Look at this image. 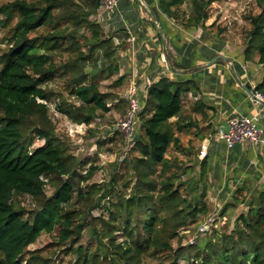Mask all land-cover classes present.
<instances>
[{
	"label": "trees",
	"instance_id": "obj_1",
	"mask_svg": "<svg viewBox=\"0 0 264 264\" xmlns=\"http://www.w3.org/2000/svg\"><path fill=\"white\" fill-rule=\"evenodd\" d=\"M92 1L91 9L73 11L66 18L91 30V37L94 38L92 49L99 48L101 57L109 62L107 66L117 72L118 67L113 63L116 47L109 37L100 38L98 23L88 21L89 15L99 6L97 0ZM212 1L192 0L193 10L183 26L203 29L204 21L209 17L207 8ZM182 2L158 0L157 6L165 15L173 17L174 8ZM255 2L260 11L250 17L252 26L243 54L245 58H250L251 53L256 52L257 62L264 64V0ZM61 4L62 1L58 0H12L0 6V12L6 18H11L13 14L17 18L9 47L0 54V264H23L21 257L27 246L42 232L53 231L56 225L60 226L62 237H66L69 230L71 211L63 210V205L72 197L76 169L69 157L64 155L63 147L54 142L53 129L42 128L44 123L49 122L46 101L50 94L42 84L59 70L50 51L58 50L74 35L67 36L56 28H50L41 37L29 35L41 26L53 27L57 17L55 11ZM73 44L72 41L69 46ZM92 57V53H79L73 63L76 64L77 60L91 62ZM192 81L191 78L175 81L163 77L147 89L141 112L142 134L131 148L137 154L127 160L135 176L134 189L118 205L113 203L118 213L110 209L111 220L120 218V230L125 234V240L114 245L121 249L120 253H115L124 259L123 264H138L149 249L153 252L173 251L172 240L178 236L179 229L188 221H195L206 210L207 204L202 195L200 201L194 199L193 203L180 190L183 186L188 194L194 188L192 193L197 194L196 177L181 180L176 171H171L175 164L166 157L168 148L179 144L176 131L186 126L181 93L189 90ZM191 88L197 89L195 85ZM255 90L264 93V79ZM74 94L84 104L76 107L75 111L61 106L58 110L75 123L90 124L95 118V110H109L95 83L78 84ZM198 105L204 106L196 101L194 108ZM173 117L175 119L171 120ZM28 124L35 130L37 138L44 140L43 144L32 149L25 144L24 128ZM95 169L90 167L83 178H89ZM155 172L159 178L157 183L151 179ZM53 175L66 176L67 179L43 200L39 209L29 213L16 202L18 195L26 194L33 199L44 197V178L52 179ZM114 181L112 179L102 188L105 195L113 191ZM247 206V211L238 215L230 234L224 233L215 241L196 242L198 252L194 264H264V189L254 192ZM220 213V217L224 218V213ZM109 235L106 233V236ZM178 256H181L180 253ZM178 256L174 255L168 264H178ZM85 257L88 255L85 254ZM85 257L82 264H85Z\"/></svg>",
	"mask_w": 264,
	"mask_h": 264
},
{
	"label": "rangeland",
	"instance_id": "obj_2",
	"mask_svg": "<svg viewBox=\"0 0 264 264\" xmlns=\"http://www.w3.org/2000/svg\"><path fill=\"white\" fill-rule=\"evenodd\" d=\"M10 1L12 0H0V6ZM58 1H62V4L55 11L57 17L53 27L41 26L29 35L41 37L50 28L64 31L63 33L67 36L72 33L74 35V38L69 37L61 48L50 51L59 70L54 77L42 84L50 93L46 101L49 122L44 123L42 128L53 129L54 142L63 147L64 155L69 157L71 165L76 169L72 182L74 187L72 197L68 203L63 205V210L71 211L69 213L71 220L66 237L61 236L60 226L56 225L53 231L42 232L33 243L28 245L21 259L23 264H82V258L87 254L85 264H123L124 259H121L118 254L121 249L114 245L122 243L125 240V234L120 230V218L111 220L110 209L118 213L113 203L118 205L122 199L132 194L134 189L135 176L127 160L137 153L131 150L134 144L129 147L125 138L114 129L127 107L124 96L129 81L125 73L120 74L119 68L117 72H113L114 68L107 66L109 62L101 57L99 48L92 49L94 38L91 37V30L84 24L75 25L66 18L68 13L73 11L83 12L91 9L93 1ZM156 3L158 4V0ZM192 10V0H183L178 7L174 8V15L171 18L175 22L184 24ZM207 11L209 17L204 21L202 30L205 39L212 41L211 46L214 47V43L217 44L221 40L238 50H243L252 26L250 17L256 15L260 7L255 0H213ZM97 12L98 9L89 15L88 21L98 23L101 27L100 38L109 37L112 45L117 48L119 44H114L116 33L120 32L119 35L124 38L128 33L115 28L112 21L98 20ZM16 20L15 14L11 18H6L0 12V54L9 47L12 28ZM72 41L73 46H69ZM79 53L84 55L92 53L93 59L85 63L77 60L74 64L73 60ZM114 53L113 63L118 67V52ZM89 82L95 83L98 92L105 98L109 110H95V118L90 124L76 127L73 125L75 122L58 110V106L71 111L82 106L84 103L74 94V88L80 83ZM181 97L184 100L183 115L195 118L193 102L183 93ZM141 112L136 138L142 134ZM174 119V117L171 118V120ZM200 129L183 127L176 131L179 144L177 147L170 146L166 157L175 164L171 171H176L181 180H186L191 176L196 177L197 182L195 183L199 188L197 194L192 193L194 188L190 191L188 189V194L183 190V186H180V190L188 201H193V203L194 199L200 201V195H202L207 204L206 210L198 215L195 221H188L179 229L178 236L172 240L173 251L153 252L149 249L139 259L138 264H168L173 260L174 255L178 256V253L181 255L178 256V264H194L198 252L196 242L198 240L215 241L224 233L230 234L238 215L247 211L249 197H252L254 192L264 189V183L258 186L248 182L242 184L243 178L235 172L241 162H233L230 178L224 184L218 185L217 181L213 180L212 171H210L208 148L205 154L201 153L204 143L201 140L207 131L204 128L201 132ZM24 135L25 144L29 149L44 143L42 138H37L35 130L32 126L29 127V124L27 128H24ZM30 140L32 143L29 144ZM204 161L205 165H203ZM90 167H96V169L89 178L84 179ZM52 179L53 181H50ZM52 179L44 178L46 181L44 197L33 199L26 194L18 195L15 197L16 202L29 213L39 209L43 200L52 195L67 177L53 175ZM112 179H115L113 191L110 195H105L102 188ZM151 179L157 183L158 173H153ZM188 187H191L190 181H188ZM220 212L224 213V218L220 217ZM209 217L216 218V222L209 224L204 232H200V226L204 221L207 223ZM106 233L110 235L106 236Z\"/></svg>",
	"mask_w": 264,
	"mask_h": 264
},
{
	"label": "crops",
	"instance_id": "obj_3",
	"mask_svg": "<svg viewBox=\"0 0 264 264\" xmlns=\"http://www.w3.org/2000/svg\"><path fill=\"white\" fill-rule=\"evenodd\" d=\"M146 1L158 21H155L147 9L145 10L150 19L146 18L145 10L138 7L137 2H131L133 9L139 10V17L133 21L127 20L126 23H129V29L136 37V49L133 56L125 59L126 55L123 53L127 50V54L129 48L122 36L120 46L116 48L120 63L125 65L123 69L122 66L121 69L118 67L120 74L125 73L129 82L137 76V80L142 81L141 86L145 81L153 83L163 77L175 81L193 79L189 86L195 85L197 89L190 87L183 94L187 95L193 104L198 101L204 106L198 105L194 108L195 118L186 117L184 127H198L201 132L206 129L207 134H204L201 141L209 140L208 158L213 180L217 181L218 185L224 184L230 178L232 163L241 162L235 172L243 178L242 184L248 182L261 185L264 183V146L255 148L246 142H240L227 151L224 143L217 139V129L224 126L231 115L252 111L249 100L251 93L244 87L254 91L264 79V64L257 62L258 54L252 52L250 58H245V47L238 50L221 40L212 47V41L205 39L202 28L185 27L161 12L156 0ZM122 2L128 4L127 0ZM129 5L127 7L131 10ZM165 52L176 69L195 70L187 73L173 72L165 62ZM208 63L210 64L207 65ZM235 74L240 81H237ZM181 101L184 102L182 97Z\"/></svg>",
	"mask_w": 264,
	"mask_h": 264
},
{
	"label": "built area",
	"instance_id": "obj_4",
	"mask_svg": "<svg viewBox=\"0 0 264 264\" xmlns=\"http://www.w3.org/2000/svg\"><path fill=\"white\" fill-rule=\"evenodd\" d=\"M99 3L98 12L96 14L98 20H109L115 24V28L122 29L123 32L128 33V37L124 38L125 42L128 43V53L126 54V49H124L126 55L125 59H128L129 56L135 54V40L136 37L132 30L129 29V23H126L127 20H135L139 17V10L133 9L131 2H137L138 7L141 9H146L139 0H127L129 6L132 8L128 9V4H123L122 0H97ZM147 5L149 3L144 0ZM151 7V6H150ZM152 8V7H151ZM146 18L150 19L149 13L144 11ZM129 18V19H128ZM120 32L116 33L114 36L115 44L118 45L122 41V36L119 35ZM123 40V41H124ZM159 40V39H158ZM144 45V44H143ZM145 47V45H144ZM146 49V47H145ZM118 67L122 66V69L125 68V65L120 63L119 57L117 56ZM121 69V68H120ZM137 75V74H136ZM137 76L133 77L128 84L125 93V101L127 107L125 109L124 115L119 119V121L114 126V129L119 132L124 138L127 145L130 147L135 143L136 137L138 134V123L139 114L143 110L146 102L147 89L150 83L145 81V84L141 86V82L137 80ZM250 104L252 106L251 112H237L231 115L224 126H221L217 129V139L221 140L224 143L225 149L229 151L234 147L235 144L240 142H246L250 146L255 148L264 146V93L260 91H252L249 96ZM74 126L78 127L84 125L83 123H73ZM209 140H206L202 144L201 153L205 154L208 148ZM219 213H217L218 215ZM219 218V217H218ZM216 218L209 217L207 218V223L204 221L203 225L200 226V232H204L205 228L209 224H214Z\"/></svg>",
	"mask_w": 264,
	"mask_h": 264
},
{
	"label": "water",
	"instance_id": "obj_5",
	"mask_svg": "<svg viewBox=\"0 0 264 264\" xmlns=\"http://www.w3.org/2000/svg\"><path fill=\"white\" fill-rule=\"evenodd\" d=\"M142 5L147 9V11L150 13V15L155 19V21H158L157 20V17L155 16V13L154 11L152 10V8L150 6L147 5V3L144 1V0H139ZM162 42H163V46H164V40L162 38ZM165 49V48H164ZM166 51V50H165ZM164 57H165V62L168 64V66L170 67V69L173 71V72H176V73H187V72H191L195 69H185V70H181V69H176L175 67H173V65L171 64V62L169 61L168 59V56H167V52L164 53ZM210 63H208L207 65H209ZM198 68H201V67H198ZM235 77L237 79V81H240V79L236 76L235 74ZM244 87V86H243ZM246 90H248L250 93H252V91L250 89H247L246 87H244Z\"/></svg>",
	"mask_w": 264,
	"mask_h": 264
}]
</instances>
